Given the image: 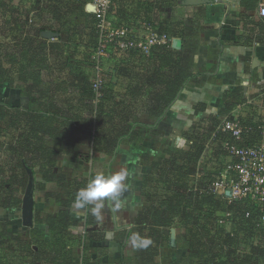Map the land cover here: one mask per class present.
<instances>
[{"label": "crops", "instance_id": "crops-1", "mask_svg": "<svg viewBox=\"0 0 264 264\" xmlns=\"http://www.w3.org/2000/svg\"><path fill=\"white\" fill-rule=\"evenodd\" d=\"M47 1H53L50 4H54L55 0H0V62L9 78L0 86V104L5 105L9 110L17 107L25 111L32 108L37 111L42 105L43 109H59L63 115L67 114V116L79 114V107L75 102L60 103L67 91L70 94H78L76 90L71 89L73 81L68 84L65 80H61V75L65 72L62 66L56 67L57 64L50 62V70L56 71H47L45 76L51 77L52 73L59 79L45 81V70L41 75V83L37 87L31 80L20 79V77L29 78L34 72L29 68L31 56L34 55L29 53L28 40L33 39L35 44H40L39 38L45 39L42 36L45 31L58 36L45 39L54 46L55 50L60 51L56 54L58 58H64L69 64L75 61H81L89 66L91 63L95 64V60L91 58V50L97 47L98 38L93 27V18L89 20L92 22L91 26L78 22L77 27H80L81 31H74L77 28L70 17L73 11H67L68 21L63 26V22L58 20L59 16L48 14L47 8L49 6L54 8L55 4H47ZM245 1L204 0L205 3L200 5L188 6L183 0H113L110 18L116 27L138 29L141 23L148 21L152 23L153 19H156L160 21L158 23L163 28L167 27L169 31L175 30L179 37L173 38V48L180 50L182 46H185L187 49L183 51L186 53L192 51L191 72L196 77L186 85L180 99L168 111L164 119L157 122L156 119L142 112L145 98H137L135 101H133L134 98H128L130 89L146 79L148 72H152L153 66L149 63L150 60H144L142 64L138 63L143 59H140L133 51L121 52L114 45L111 46L112 56L106 60L105 65L107 81L109 85L110 82L115 84L117 90L121 86L126 88L125 94L121 93L117 97L122 101L125 96L128 98L129 106L134 109L133 119L138 118V121L144 124L136 128L144 139L141 144L125 143L114 156L98 152L86 139L83 143L87 148L90 146V150L93 149L90 153L94 155V165H88L87 158L80 161L77 159L79 162L74 168L64 170L71 173L73 177H81L83 172L89 175L93 169L92 178L97 173L105 175L121 171L127 173L125 179L127 189L120 196L119 201L104 200L98 210H96V204H91L86 209L77 207L71 212L68 233L80 243L90 240L87 256L91 257V260H96L98 264H145L141 257V245L150 239L151 227L146 220L150 219L148 209L159 207L164 194L159 191L156 193L152 186L153 182L150 181L156 173L154 166L171 156L180 154L189 156L194 152L191 138L202 133L198 130L206 132L210 130L202 125L208 123L210 128L217 130L229 117H239L242 121L249 123L264 124V22L258 15L259 6L264 4V0L247 2L250 7L245 4ZM26 20L30 21H28L29 24ZM31 23H34L33 28L30 26ZM38 34L40 37H37ZM175 41L178 42L176 47H174ZM3 46L8 47L7 51L3 50ZM76 46H80L77 51L79 54L72 55L69 51ZM17 48L22 49L20 54L14 52ZM79 49H82L81 53ZM40 59L41 56L37 55L38 62ZM58 62L62 63V61L56 63ZM122 70H127L125 75L119 74ZM123 76L124 81L121 80L124 79ZM130 76H133L135 82L129 81ZM76 79L75 83L79 84L80 77ZM15 84L20 86V93L14 89ZM238 90H241L239 94L236 93ZM41 92L48 93L47 102L43 101L40 104L36 101L31 104V98L28 95ZM59 92L63 94L62 97L59 96ZM228 93H236L238 97L227 98ZM230 106H233L232 111H229ZM103 125L109 132L113 130L112 125ZM214 133L215 131L212 132L210 139L207 138L204 145L205 151L200 159L192 165L194 172L188 177L191 187L200 184L203 179L205 181V176H210L206 170L207 166L204 167L205 172L201 167L204 166L203 155L209 154L213 157L212 152L216 148L212 149L211 139ZM15 134L19 136L20 131ZM263 135H259L257 139H264ZM19 141L23 143V146H29L26 138H19ZM6 144L10 146L9 139ZM43 145L55 147L50 138L37 143L34 146L37 150H32L30 153L27 151L31 148L27 151L22 148L23 150L20 151L18 145H13V151L8 148L4 152L8 163L5 166L0 165V169L13 165L16 157L14 153H16L21 161L31 160L29 162L33 166L29 170L30 177L26 190L18 193L22 203L9 213L7 212L5 220H0L1 228L6 224L13 229L15 236L21 238L24 236L22 240L26 244L34 242L35 238H32L34 231L35 236L50 238L45 215L49 208L39 207L42 197L36 198V193L51 191L49 194H54L60 188L57 181H45L40 175L41 163L44 161L42 156L45 153L39 150ZM90 153L86 149L84 154L90 157ZM65 156L69 155L55 154L53 160L61 161ZM214 160L219 163L218 157ZM82 170L84 171L81 172ZM57 171L55 168L54 172L57 173ZM214 171L219 172L218 169ZM30 186L34 201L31 222L23 218L24 200ZM48 204L55 207L54 198L48 199ZM59 207L57 211L61 209ZM88 215H91L92 219L90 224L87 223ZM23 227L29 232L23 234L21 230ZM155 232L158 235L154 236V240L152 239V247L158 248L157 244L164 242V238L167 237L166 232L171 234V229L170 231L156 229ZM175 246L177 249L170 256L172 261H178L191 254V242L186 238L185 228L176 230V241L173 247ZM34 248L37 250V247L34 246ZM70 248L74 250L75 255L77 254V261L79 256L83 258L82 244L76 243V246ZM160 252L161 255L150 264H169L166 255L168 252H165V249H160Z\"/></svg>", "mask_w": 264, "mask_h": 264}, {"label": "trees", "instance_id": "trees-1", "mask_svg": "<svg viewBox=\"0 0 264 264\" xmlns=\"http://www.w3.org/2000/svg\"><path fill=\"white\" fill-rule=\"evenodd\" d=\"M251 1L257 2V0H246L245 4L250 7L247 2ZM51 2L53 1H47V4ZM54 4L55 7L50 8L51 6H49L47 12L50 15L59 16L58 20L63 22V26L68 21L67 11L71 10L73 11L70 16L72 17L71 21L77 28L74 31H81L80 27H77L78 22L91 26L92 22L89 20L93 18V25L95 24L94 15L86 11L82 2L71 3L66 0H55ZM55 9L58 10L56 11ZM61 13L63 14L60 15ZM26 21L28 23L29 20ZM158 22L160 21L156 19H153L152 23L148 21V23H151L161 32L167 33L172 39L179 37L175 30L170 29L169 31L167 27L163 28ZM30 26L33 28L34 23H31ZM39 34L37 37H40ZM39 39L41 40L40 44H35L33 39H30L28 40L29 45H27L29 53L34 55L31 56L32 60L29 63V68H31V71H34L33 74L29 78L20 77L22 81H33L35 87L41 83L44 66L49 65L45 55L48 48L46 43L48 41ZM52 47L54 48L53 45ZM7 49L8 47H5L3 50L7 51ZM186 49L185 46H182L180 50L173 48V46L169 48L158 47L153 50L149 58L145 57L143 53L134 52L140 59H143H139L140 62L138 63L142 64L144 60L148 61L149 59V63L152 64L153 69L151 70L152 72H148L146 79L130 89L128 98H134L133 101L137 98H145L142 112L156 119L157 122L164 119L168 111L180 99L186 85L196 77L191 72L193 64L192 51H187L189 53H186L183 51ZM37 55L41 56L39 62L37 61ZM44 56L45 58H43ZM157 61L158 65L156 66ZM126 71L122 70L119 74L125 75ZM7 79H9L8 73L2 68L0 62V86L7 82ZM72 88L77 91L78 95H81V98L83 97L82 99L89 95L90 99L93 98V90L90 88L87 77H80L79 84L73 82L71 84ZM240 91L238 90L236 93L239 94ZM103 93V99L97 105L98 109H102L107 103L111 105L112 112L100 122L102 125H112L113 130L108 136L99 137L98 139L95 137L96 140L91 139V142H93L94 148L96 147L95 150L98 152L114 156L125 143L141 144L144 138H142L141 133H138L140 131H136V128L144 124L138 121V118L133 119L132 112L134 109L129 106V100L126 96L122 102H118L115 84L110 82L109 85L107 83ZM236 93H228L227 98H237L238 95ZM47 94L41 92L35 95L29 94L28 97L31 98V104L36 103V101L41 104L43 101L47 102L46 98H49ZM91 107L94 110L96 109L94 105H91ZM92 108L90 109L91 113L89 109L88 112L79 110V114L67 116V114L63 115L60 111H54L56 110L54 108V110L43 109L42 105L40 110L36 111L32 108L25 111L17 107H12V110H9L5 105L0 104V133H4V137L9 138L10 146L8 148L13 151V145H18L20 151L23 150L22 148L26 151L31 148V150L27 151L30 153L32 150H37V148H34L37 143L43 142L45 138H50L55 147L43 145L40 148L41 150H39L45 153L43 156L41 155L44 161L41 163L42 170L40 175L44 177L43 180L45 181H57L60 187L66 188L68 185L69 190V200L66 202L62 201L61 209L48 214L46 217L48 232L50 233L49 239L35 236L36 232L34 231V237L32 236V238H35V243L28 242L26 244L24 241L21 242V237L14 235L13 229H10L6 224H4L5 226L3 225L0 231V248L3 250L13 249L17 245L13 241L20 242L21 244L18 245L21 248L16 246L17 251H15L14 255L11 254L13 255L11 258L0 254V264H80L81 261V264H98L96 260H91V257L87 256L90 249L88 244L90 240L87 239L85 242L82 241L80 243L79 240L68 233L71 222V210L75 204L76 193L89 182L88 180L79 182L74 179L68 183L65 175L58 177V172H54L55 160H53V155L62 153L76 159H89L80 149L85 138L79 137V135H85V132L90 130L88 128V119L92 117ZM232 109L233 106H230L229 111H232ZM243 123L249 125V122L244 120ZM209 129L208 132L201 131L202 133H198L199 135L191 138L194 152L189 154V156L185 154L171 156L167 160H161V165L160 163H156L157 165L155 164L154 166L156 173L150 181L153 182L152 186L156 193L159 191L164 194L162 196V204L159 207L148 209L150 219L146 220L152 230L149 229L150 239L141 245V257L145 264L154 262V259L161 255L160 249H165V252H168L166 255L169 264H262L264 261V246L247 245L246 249L252 251V257L249 259L245 253L239 252L241 242H246L252 234L249 229L239 226L237 236L232 237L217 225V216L219 214L225 215L228 211L234 212V215L242 218V204L227 205L221 197L202 194L198 193L199 191L195 192L193 190L194 188L203 187L207 189L212 177H206L203 184H197L194 188L189 183L188 177L194 172L192 165L202 156L205 151L204 145L207 138L210 139L212 132L215 130ZM17 131H20L21 135H16ZM16 136H18V139L26 138L29 146H23V143L15 140ZM90 137H92L91 134ZM230 140L229 136L222 134L213 141V145L215 144L217 149L220 150L221 144ZM14 155L16 156L14 158L15 163L0 169V208L5 210L4 214L0 216L1 221L6 219L7 212L9 213L22 203L18 193L26 190L30 177L29 170L33 167L32 163L29 162L31 160L21 161L16 153ZM33 173L35 175V172ZM172 187L175 188L174 191ZM170 190L174 192L173 195L170 193ZM52 195L49 194L47 196L48 199L53 198L54 196ZM86 207L88 206L80 208ZM91 221V215H88L87 223L90 224ZM172 228L176 230L185 228L186 238L191 242V254L178 261H172L170 258L171 254L177 249L176 246L170 245V233L166 232L167 237L164 238V242L161 243L159 241L160 243L157 244L158 248L152 247L154 236L158 235L155 232L156 229L170 231ZM248 230L250 235H246ZM241 234H243L242 237ZM76 243L78 245L82 244L84 247L83 258L81 259L79 256V261L76 260L77 254L75 255L74 250L70 248L74 245L76 246ZM24 244H26V247ZM33 244L37 247V250H35L36 248H34Z\"/></svg>", "mask_w": 264, "mask_h": 264}, {"label": "built area", "instance_id": "built-area-1", "mask_svg": "<svg viewBox=\"0 0 264 264\" xmlns=\"http://www.w3.org/2000/svg\"><path fill=\"white\" fill-rule=\"evenodd\" d=\"M66 1L82 2L87 12H90L89 6L93 8V12L90 13L95 17L94 28L97 32L98 44L97 47L92 48L96 79L91 89L96 102L103 99V91L108 83L102 68V60L111 58L112 45L121 52H140L147 58L152 55L155 48L173 46V39L151 23L143 22L138 29L116 27L110 18L113 0ZM258 15L264 22V4L259 6ZM214 131L213 141L222 134L229 136L231 140L223 142L220 150L214 147L216 149L213 153L215 154L217 151L220 163L219 172L216 173L218 176L212 177L207 189L193 187V190L221 197L227 205L242 204V218L234 215V212L228 211L225 215L217 216V225L232 237L237 236L239 226L249 229L252 234H249V230L246 233L250 235V238L246 242L240 241L239 252L245 253L243 250L254 240L264 246V139H257L259 135L264 134V124L251 122L249 125H245L239 117H229ZM7 149L8 147L3 151L6 152ZM7 160L0 153V165L5 166L8 163ZM200 183L203 184L204 179ZM174 189L172 187L173 191ZM172 190L170 193L173 195ZM227 190L232 192L230 197H226ZM3 212L5 211L0 208V213ZM242 236L243 234H241ZM2 251L15 254L17 247L15 246L11 250L0 248V254ZM2 255L4 256V254Z\"/></svg>", "mask_w": 264, "mask_h": 264}, {"label": "rangeland", "instance_id": "rangeland-1", "mask_svg": "<svg viewBox=\"0 0 264 264\" xmlns=\"http://www.w3.org/2000/svg\"><path fill=\"white\" fill-rule=\"evenodd\" d=\"M61 42V41H60ZM59 44H61V43H59ZM47 46H48V48L46 49L47 51H46V54L47 55H49L48 57H46L48 60H47V62L48 63H50V62H52L53 64H57V65H55L56 67L57 66H62L63 67V69L65 70V72H64V74L63 75H61L62 76V79L61 80H65V82L66 83H70V82H77V79H76V77H78V76H80L81 78L82 77H87L88 78V81H89V85H90V88L93 86V82L95 81V79H96V71H95V65L93 64V63H91L90 64V66L89 65H86V63H82L81 61H75L74 63H71V64H67V62L64 60V58L63 59H61V58H58L57 56H56V54H58L60 51H58V50H55L53 47H52V44L51 43H49V42H47ZM81 46V45H80ZM80 46H78V47H80ZM78 47L76 46V47H74L73 48V50H71L70 49V53H72V55H74V54H77L78 52ZM3 49L5 48V46H3L2 47ZM21 48H17V49H15V51L14 52H16V54H20V52H21ZM79 50H81L80 51V53L82 52V49H79ZM30 52V51H29ZM54 54V55H53ZM79 54V53H78ZM84 54V53H83ZM69 55H71V54H69ZM69 55H67V57H69ZM52 57V58H51ZM91 58L93 59V50H91ZM91 58H90V61H91ZM66 59V58H65ZM86 60H88V58L86 59ZM94 60V59H93ZM106 58H105V60H102V68H103V71H104V74H105V78H106ZM20 61H22V59L20 60ZM19 61V62H20ZM57 61H62V63H56ZM6 63V62H5ZM25 64H26V62H25ZM93 66V67H92ZM114 66H116V65H114ZM51 68H50V66L49 65H46V67H44L43 68V72H44V79H45V81H48V80H50V79H52V81L54 80L55 81V79H59L57 76H55L56 74H52L51 73V77H46L45 75L47 74V71H50V72H55L56 70H54V69H52L53 71H51L50 70ZM61 69V68H60ZM78 75V76H77ZM59 77H60V75H59ZM55 78V79H54ZM61 78V77H60ZM122 78H124V79H121L122 81H124L125 80V77L123 76ZM129 81H131L132 83L133 82H135V80H134V78H133V76H130L129 77ZM136 81H137V79H136ZM17 83V82H16ZM65 83V84H66ZM118 82H116V84H117ZM64 84V83H63ZM122 85V84H121ZM7 86H5V88H6ZM18 87V88H17ZM20 88V86L18 85V84H15V87H14V89H16L19 93L21 92V90L19 89ZM119 89L117 90L116 89V87H115V91H116V96H120V94L122 93V94H125V92H126V88L124 87V86H121V87H118ZM59 94V96H63V94L61 93V92H59L58 93ZM67 95V96H66ZM65 96H63V98H62V100L60 101V103H65V102H67V104H69V102L70 101H72V102H75L77 105H78V110H85L86 112H88V109H89V111H90V109L92 108L91 107V105H94L95 106V110L92 108V110H93V114L91 115L90 113H91V111H90V115L92 116L90 119H88L89 120V123H88V128H90V130H88V132L86 131L85 132V135H83V134H81V135H79V137H83V138H85V139H83L84 141H86V139H88L89 140V142L88 143H92V148H94V144H93V142H91V139H95V137L98 139L99 137H104V136H108V134H110V132H108V130L107 129H105V127H104V125H102V120H104L105 119V117L107 116V115H109L110 114V112H112L111 111V109H112V107H110L111 105H109V104H105L104 105V107L101 109H98L99 107L97 106V105H99L100 104V102L102 101H98V102H96V98H94V93H93V98H91L90 99V95L89 96H87V97H85L84 99H82L81 98V95H75V93L73 94V93H69L68 91H67V94H66ZM118 102H122V99L121 100H119V97H118ZM76 105V106H77ZM61 108V107H60ZM52 110H54V109H52ZM66 110H68V108L66 109ZM76 110H77V108H76ZM54 111H60L59 109L58 110H54ZM101 121V122H100ZM202 127H206V128H210V125L207 123L206 125H202ZM208 128V129H209ZM198 131H202V130H198ZM90 134H91V136L92 137H90ZM9 138L7 137V138H5L4 137V133H0V153L4 156V151L6 150H4V148L6 147H8L7 146V144H6V141L8 140ZM15 140H17V141H19V139H18V136H16L15 137ZM96 140V139H95ZM213 142V139H211V143ZM85 144H87V143H85ZM83 146H80V149L82 150V153L84 154L85 153V151H86V149L87 150H89V153H90V151H93V149L91 148V150H90V146L87 148L85 145H84V143L82 144ZM211 145H213V144H211ZM214 147H216L217 148V146L214 144L213 146H212V149L214 148ZM96 148V147H95ZM4 150V151H3ZM213 151V150H212ZM181 155V154H180ZM212 155H213V157H211L209 154L208 155H203V160H204V166H202L201 168L203 169V172H205V166H207V171H208V174L210 175L209 177H213V178H215V177H217L218 175L216 174V171H214V170H217L219 167V163H218V161H216V160H214L215 159V157H217V151H216V153L214 154L213 152H212ZM99 156V155H98ZM93 158H94V155L93 154H91L90 153V157H89V164L88 165H94V161H93ZM4 159H5V157H4ZM72 159V160H71ZM81 159H79V161H80ZM219 160V159H218ZM76 158H72V157H70V156H65V157H63V159H61V161H58V160H55V168H57V172H58V177L59 176H61V175H65V177H67V182L69 183V181H72V180H74V179H76V180H78L79 182L81 181H85V180H88V182H89V180H90V178H92V172H93V169H92V171H91V173L89 174V175H86L87 173L86 172H83L84 170H82L81 172H83V175L81 176V177H73L72 176V174L70 173H67L66 171H64L66 168H74V166H76L77 165V163L79 162ZM200 171V170H199ZM71 172V171H70ZM67 173V174H66ZM91 175V176H90ZM66 182V184H68ZM58 187H60L59 185H58ZM38 191H41L40 189H38ZM51 191H49V192H43V193H39V192H37L36 193V198L38 197V199H40V196L42 197V199H41V202L39 203V207L40 208H49L46 212H45V215H46V217H47V215L48 214H50V213H52V212H56L57 210V208L60 206H62V201H68L69 200V196H68V192H69V190H68V185L66 186V188H64V187H60V188H58L57 189V193H54L52 196H54L53 198H54V202H55V207L53 206V205H49L48 204V197H46L45 195H49V193H50ZM52 198V199H53ZM51 199V198H50ZM44 204H46V206L44 205ZM45 206V207H44ZM209 206V205H208ZM59 207V208H60ZM211 207V206H210ZM52 208H54L53 210H52ZM75 208H77V206L76 205H74L73 206V208H72V210L71 211H73V209H75ZM80 208V207H79ZM88 208V207H87ZM80 209H82V208H80ZM86 209V208H85ZM5 211V210H4ZM4 214V212L3 213H0V216L1 215H3ZM0 228H1V225H0ZM2 230V228L0 229V231ZM22 230V233L24 234V233H28L29 232V230H27V229H25L24 227H23V229H21ZM32 235H33V233H32ZM31 235V236H32ZM247 235V234H246ZM23 236V235H22ZM24 237V236H23ZM22 237V238H23ZM24 239V238H23ZM24 240H22L21 239V242H23ZM252 241V240H251ZM13 243H15V244H17L16 246L18 247V248H21V246L20 245H18V244H21L20 242H18V241H13ZM34 243V242H33ZM25 245V247H26V244H24ZM250 245H253V246H258V245H260V243H257V241L256 240H254V241H252V243L250 244ZM30 246V245H29ZM244 251V250H243ZM244 252H246V254L245 255H247V257H248V259L250 258V257H252V251L249 249V250H247V251H244ZM2 254H4V256H7V258H11L13 255H11V253H7V252H3L2 251ZM251 260V259H250ZM262 264H264V261H263V263Z\"/></svg>", "mask_w": 264, "mask_h": 264}, {"label": "clouds", "instance_id": "clouds-1", "mask_svg": "<svg viewBox=\"0 0 264 264\" xmlns=\"http://www.w3.org/2000/svg\"><path fill=\"white\" fill-rule=\"evenodd\" d=\"M126 175L127 173L123 171L111 175L97 173L84 188L76 193V206L85 207L96 204V210H98L104 200L119 201L120 196L127 189Z\"/></svg>", "mask_w": 264, "mask_h": 264}, {"label": "water", "instance_id": "water-1", "mask_svg": "<svg viewBox=\"0 0 264 264\" xmlns=\"http://www.w3.org/2000/svg\"><path fill=\"white\" fill-rule=\"evenodd\" d=\"M184 4L188 5V6H195V5H200L202 3H205L204 0H183ZM91 7V6H89ZM88 10L90 12H93V8H88ZM43 38L45 39H52V38H56L58 37L57 34L49 32V31H45L42 34ZM178 44L177 41L174 42V47H176ZM32 187H29V192L27 194V196L25 197L24 200V208H23V218L25 221L29 220L30 222L32 221V213H33V209H34V201L32 198V191H31ZM231 190H227L226 192V197H230L231 196ZM175 241H176V229H171V235H170V245L174 246L175 245Z\"/></svg>", "mask_w": 264, "mask_h": 264}]
</instances>
